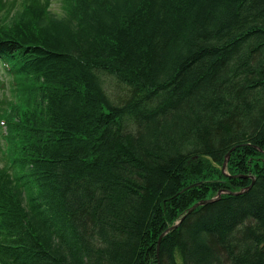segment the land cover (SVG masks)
Instances as JSON below:
<instances>
[{
    "label": "trees",
    "instance_id": "16d2710c",
    "mask_svg": "<svg viewBox=\"0 0 264 264\" xmlns=\"http://www.w3.org/2000/svg\"><path fill=\"white\" fill-rule=\"evenodd\" d=\"M61 2L0 0V264H264V0Z\"/></svg>",
    "mask_w": 264,
    "mask_h": 264
},
{
    "label": "rangeland",
    "instance_id": "374dc122",
    "mask_svg": "<svg viewBox=\"0 0 264 264\" xmlns=\"http://www.w3.org/2000/svg\"><path fill=\"white\" fill-rule=\"evenodd\" d=\"M6 2H14V0H5ZM17 2H20V0H17ZM50 13L51 16L57 19L63 18V11L61 9L62 2L61 0H50ZM19 6V5H17ZM15 6L14 9H12L13 12L11 14L6 15L5 17H2L6 23H10V21L13 19V15L15 14L14 11L18 9V7ZM17 7V8H16ZM100 80L102 83V87L106 94L108 95L111 102L115 103L116 99L120 96H122V89L118 87L116 82L108 76H100ZM13 100V86L10 82L9 76L6 75L4 70L0 68V110L4 109L6 110L8 102ZM2 155L0 153V166L3 165L2 161ZM223 173H226L225 168L221 170ZM227 174V173H226Z\"/></svg>",
    "mask_w": 264,
    "mask_h": 264
},
{
    "label": "water",
    "instance_id": "95a60500",
    "mask_svg": "<svg viewBox=\"0 0 264 264\" xmlns=\"http://www.w3.org/2000/svg\"><path fill=\"white\" fill-rule=\"evenodd\" d=\"M227 157H228V155H227ZM227 157H226V159H225V162L223 163V167H222V169H224L225 168V164H226V161H227ZM211 201H214V200H211ZM211 201H205V202H200V203H197V204H195L193 207H191L189 210H188V213H190L191 211H193L196 207H198V206H201V205H204V204H206V203H209V202H211ZM178 225V223L176 224V226ZM174 228V227H173Z\"/></svg>",
    "mask_w": 264,
    "mask_h": 264
}]
</instances>
